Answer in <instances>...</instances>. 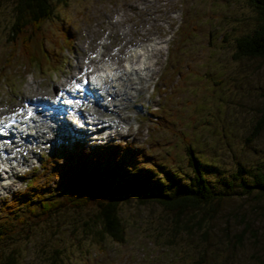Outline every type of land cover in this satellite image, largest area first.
I'll return each mask as SVG.
<instances>
[{
  "label": "rangeland",
  "instance_id": "rangeland-1",
  "mask_svg": "<svg viewBox=\"0 0 264 264\" xmlns=\"http://www.w3.org/2000/svg\"><path fill=\"white\" fill-rule=\"evenodd\" d=\"M8 8V0H0V116L19 108L24 99L53 95L85 70L88 59L96 70L105 63L119 70L129 48L150 43L145 63L154 67L153 73L147 79L138 77H144L147 70L127 77L124 96L113 95L111 100L117 111L108 116L114 120L110 128L96 139L89 136L88 142L101 146L125 141L143 147L145 157L139 169L154 171L152 175L159 181L165 172L180 181L190 174L183 151L188 143L205 162V179L220 197L213 214L201 210L182 214L178 219L181 223L191 217V231L170 238L171 242L166 240L171 212L137 198L123 201L119 214L126 240L121 244L105 240L103 252H96L92 264H264V190L252 184V174L264 163V126L256 137L246 140L263 101L264 59H233L228 43V36L246 33L254 25L255 14L245 0H67L56 6L53 20L43 26V46L55 53L50 60L64 59V63L54 71L45 66L40 72L22 68L16 56L10 63L4 62L9 49L5 41ZM183 25L189 33L198 27L194 39L182 36L179 31ZM213 25L225 31L218 36V44L207 37ZM94 51L100 53L89 57ZM168 60L175 61V71L169 74L165 71ZM180 66L183 69L177 72ZM164 71L167 77L157 78ZM219 72L223 90L218 93L224 105L214 100L210 90L214 85L204 82ZM153 82L155 89L151 91ZM34 136L17 149L25 155L12 160L19 171L0 184V205L12 191L23 187L22 170L43 161L39 152L47 154L59 146L66 151L71 140L54 129ZM60 155L55 163H64L70 156L66 152ZM237 166L243 171L240 174ZM50 180L42 184L43 193H56L61 188L58 181ZM65 210L54 220L34 227L29 239L17 236L19 264H46L37 249L43 247L48 254L54 247L66 248L74 235L71 226L89 217L94 206ZM205 216L210 217L208 222L197 224V218ZM70 255L79 264L85 261L80 249Z\"/></svg>",
  "mask_w": 264,
  "mask_h": 264
},
{
  "label": "trees",
  "instance_id": "trees-1",
  "mask_svg": "<svg viewBox=\"0 0 264 264\" xmlns=\"http://www.w3.org/2000/svg\"><path fill=\"white\" fill-rule=\"evenodd\" d=\"M66 1L8 0L10 17L9 26L5 27V41L9 43V49L4 62L10 63L16 56L19 57L22 68L28 67L35 71H41L45 66L49 71L60 68L64 60L61 59L60 62L59 58H54L53 63L50 56L55 53L43 46V26L53 20L56 6L65 4ZM245 2L255 14V22L248 32L228 36V43L233 50L231 55L233 59H264V0ZM208 23L204 24L208 26ZM214 27L211 26L207 37L218 44V36L225 31H218ZM185 28L186 25L181 28L182 36H191L194 39L198 27H192L191 33ZM221 74L215 73L213 78L206 81L203 76L201 78L206 84L214 85L215 88L210 89L214 100L224 105V99H221L218 93L223 90ZM261 98L263 101L259 116L251 124V131L246 140L256 137L264 126V90L261 92ZM85 145L72 142L66 151L59 146L57 151L44 155L40 153L43 160L39 165L40 170L34 167L33 174L31 173L32 176L25 182L24 188L13 192L8 200L1 203L0 264H19L21 248L20 244L15 243L17 238L29 239L34 227L61 216L65 209H81L90 204L94 206V211L89 217L71 226L74 235L66 244V248L54 247L48 254L43 247L44 253H41L42 249H37L41 260L46 264H79L70 255L75 249L81 250L82 258H85L83 264H92L96 252H103L105 240L115 244L124 243L126 233L119 212L121 203L129 198L152 202L173 214L172 222L168 226L167 242H171L170 238L190 233L191 217L185 218L182 223L178 220L186 211H193L190 213L193 214L201 210L205 214H213L216 210V203L220 200L219 194L205 179L204 172L208 170L205 162L201 161L188 143L184 145L183 151L185 166L190 174L181 181L168 172L163 173V180L159 181L152 175L154 171L139 169V162L145 154L143 149L134 144H106L102 147ZM64 152L70 155L69 159H64V163H55ZM240 168L237 166L239 174L243 172ZM42 173H45V176ZM49 179L58 181L61 186L58 192H42V184L49 182ZM252 184L255 188L264 190V163L259 171L252 174ZM209 218L199 217L197 224H204ZM51 232L55 233L54 230ZM93 248L95 252H91Z\"/></svg>",
  "mask_w": 264,
  "mask_h": 264
},
{
  "label": "bare ground",
  "instance_id": "bare-ground-1",
  "mask_svg": "<svg viewBox=\"0 0 264 264\" xmlns=\"http://www.w3.org/2000/svg\"><path fill=\"white\" fill-rule=\"evenodd\" d=\"M151 50L150 43L146 44H136L132 48L126 51V57L123 69L117 70L110 63L103 64V68L97 69L99 72L95 75V80L99 86L105 85L106 90L113 89L112 92L118 94L120 87L124 86L125 78L131 74L135 73L136 70H142L146 59V52ZM137 55V56H136ZM132 61V63H131ZM137 62H140L138 66H134ZM132 64V65H131ZM127 76V77H126ZM112 122V120H111ZM42 126L49 128L44 124L43 121L39 122L37 127V133H42ZM29 134L23 135V137ZM22 137V136H21ZM9 168H12L9 166Z\"/></svg>",
  "mask_w": 264,
  "mask_h": 264
}]
</instances>
